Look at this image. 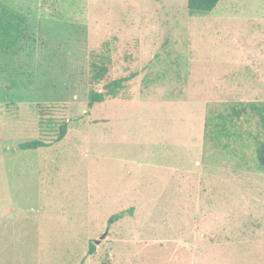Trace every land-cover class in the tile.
<instances>
[{"label": "rangeland", "instance_id": "1", "mask_svg": "<svg viewBox=\"0 0 264 264\" xmlns=\"http://www.w3.org/2000/svg\"><path fill=\"white\" fill-rule=\"evenodd\" d=\"M93 58L137 75L89 108ZM235 102L264 103V0H0V264H264L258 117L205 134Z\"/></svg>", "mask_w": 264, "mask_h": 264}, {"label": "trees", "instance_id": "2", "mask_svg": "<svg viewBox=\"0 0 264 264\" xmlns=\"http://www.w3.org/2000/svg\"><path fill=\"white\" fill-rule=\"evenodd\" d=\"M221 0H187V8L191 14H208L211 13ZM90 59L89 63V78L90 84L93 87L102 84L100 90L91 89L88 99V107L92 108L97 103H102L106 98H117L118 93L125 86L124 84L130 79L136 77L137 74H131L129 77H123L118 79L108 80V75L110 68L105 60L103 59ZM227 115L218 114L217 115V124L213 126L214 129H211L210 119H206L205 122V134L206 136L215 132L216 135L210 138L216 146H220L223 149H229L228 143H222L223 138H233L234 132H230L231 128L236 122L240 121L242 117L245 120H249L252 116L258 117V123L260 126L259 136L255 137L256 149L255 157L257 161L258 169L264 172V103H229L226 108ZM67 134V125L62 124L59 128V134L56 138V142H60ZM50 144H47L40 140L28 141L20 144L18 147L21 150H36L38 148L48 147ZM131 211V210H129ZM125 217V212H121L115 215H112L108 219L109 225L123 219ZM88 253L91 255L94 253V246L90 245Z\"/></svg>", "mask_w": 264, "mask_h": 264}]
</instances>
